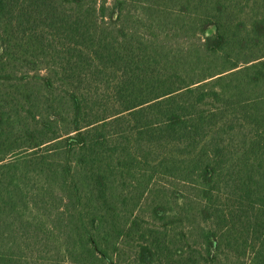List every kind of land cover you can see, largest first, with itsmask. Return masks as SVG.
<instances>
[{
  "label": "trees",
  "instance_id": "trees-1",
  "mask_svg": "<svg viewBox=\"0 0 264 264\" xmlns=\"http://www.w3.org/2000/svg\"><path fill=\"white\" fill-rule=\"evenodd\" d=\"M0 264H264V0H0Z\"/></svg>",
  "mask_w": 264,
  "mask_h": 264
},
{
  "label": "rangeland",
  "instance_id": "rangeland-1",
  "mask_svg": "<svg viewBox=\"0 0 264 264\" xmlns=\"http://www.w3.org/2000/svg\"><path fill=\"white\" fill-rule=\"evenodd\" d=\"M213 32V28H210V30L208 31V34H211Z\"/></svg>",
  "mask_w": 264,
  "mask_h": 264
}]
</instances>
